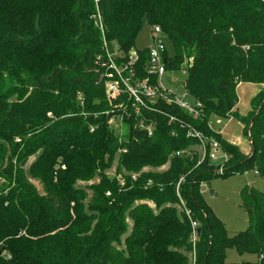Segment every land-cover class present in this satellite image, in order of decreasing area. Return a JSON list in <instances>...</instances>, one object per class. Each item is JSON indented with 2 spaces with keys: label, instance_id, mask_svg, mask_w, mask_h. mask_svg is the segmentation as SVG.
<instances>
[{
  "label": "trees",
  "instance_id": "obj_1",
  "mask_svg": "<svg viewBox=\"0 0 264 264\" xmlns=\"http://www.w3.org/2000/svg\"><path fill=\"white\" fill-rule=\"evenodd\" d=\"M146 24L166 37L167 71L188 63L200 118L166 101L136 114L127 95L108 100L104 43L130 52ZM138 51L145 79L149 49ZM241 83L264 85V0H0V264H229L228 249L264 264V193L243 188L249 229L230 236L201 190L251 171L264 179V88L241 116ZM212 116L241 121L250 154ZM190 129L220 143L223 172L201 160Z\"/></svg>",
  "mask_w": 264,
  "mask_h": 264
},
{
  "label": "rangeland",
  "instance_id": "obj_2",
  "mask_svg": "<svg viewBox=\"0 0 264 264\" xmlns=\"http://www.w3.org/2000/svg\"><path fill=\"white\" fill-rule=\"evenodd\" d=\"M153 45L152 39V27L146 24L136 42V48L134 50H142L150 48ZM170 52H172L170 48ZM188 63L182 66L181 70L168 71L162 77V85L167 90L171 91L177 96L182 95L186 89L182 84L188 78ZM264 88V85L254 84V83H241L237 89L238 94V105L236 111L239 112L241 116H246L252 109V100L254 97ZM210 125L212 128L223 133L225 139L230 141L232 144L238 146L242 152L245 154H250L251 143L249 139L244 135L243 129L244 125L241 121L236 118H220L217 116L211 117ZM110 126L116 131L122 132L120 128L122 127L121 118H116V122ZM200 153L201 149L196 147ZM221 159L225 160V155L220 151L218 152ZM34 160L31 158L26 169L30 166L29 164ZM223 160V161H224ZM228 160V159H227ZM222 160L212 162L216 165L220 164ZM117 162H115L112 169L108 170L107 173L113 176L116 172ZM147 169V168H146ZM145 169V170H146ZM165 168H159L158 171H162ZM31 182L43 192L41 183L38 180L30 179ZM6 181L0 180V189L3 188ZM100 178L96 177L91 182L79 181L77 186L86 188L93 184H98ZM255 187L261 193H264V179L258 175V173L251 171L242 174H234L228 178L218 177L213 179L209 183H204L202 185V195L206 203L215 212L217 217L226 225L229 235L232 236L236 233L246 232L249 229V217L243 206L241 192L244 187ZM90 192V190H88ZM214 192V194H212ZM92 195L91 192L89 193ZM153 206L152 203H150ZM131 226V221H129ZM192 258V256H191ZM258 258L256 255L252 254H240L235 249H228L226 252V262L229 264H239L242 262H257Z\"/></svg>",
  "mask_w": 264,
  "mask_h": 264
},
{
  "label": "built area",
  "instance_id": "obj_3",
  "mask_svg": "<svg viewBox=\"0 0 264 264\" xmlns=\"http://www.w3.org/2000/svg\"><path fill=\"white\" fill-rule=\"evenodd\" d=\"M97 19L98 21H96V25L103 30L100 15H98ZM152 39L153 45L148 48L149 55L145 67L147 77L145 79H140L138 77V66L140 62V54L138 50L133 49L130 52H124L119 45H111L107 42L104 43L105 57L101 58L100 62L103 67L101 76L105 79L108 100L111 103H114L123 98L124 95H127L128 100L133 102L134 112L136 114H139L141 109L147 108L158 101H166L168 104L178 106L189 116L195 119L200 118L203 114V106L200 101L193 98L187 91L182 95L177 96L162 85V77L168 72L165 62L167 40L160 26H152ZM154 77H156V79L153 82ZM173 120L175 119L172 118V121ZM114 122H116L115 117L110 121L111 125ZM141 126L149 131V135H152L151 127L146 128L143 125ZM120 129H122V127ZM188 136L196 137L200 141L199 149H201L200 154L202 161H204L206 157H209L211 162L222 160L218 165L221 166L219 171L223 172V164L227 161L228 157L222 151L220 143L215 139L204 137L194 129H190ZM122 151L124 153L126 152V150ZM220 151L225 155V160L221 159L218 154ZM168 166L169 163L163 167L166 169ZM133 178L136 179L137 176L134 175ZM183 181L184 178H181L178 183V190ZM107 195H110V193H107ZM181 207L186 211L187 215L190 216V211L186 209L183 201H181ZM192 226L193 234L191 240L195 244L198 239V224L193 222Z\"/></svg>",
  "mask_w": 264,
  "mask_h": 264
},
{
  "label": "water",
  "instance_id": "obj_4",
  "mask_svg": "<svg viewBox=\"0 0 264 264\" xmlns=\"http://www.w3.org/2000/svg\"><path fill=\"white\" fill-rule=\"evenodd\" d=\"M182 86L184 87V86H185V83H183ZM212 194H214V192H212ZM199 232H200V230H199ZM4 251H5L4 248H2V249L0 250V256L4 253Z\"/></svg>",
  "mask_w": 264,
  "mask_h": 264
}]
</instances>
